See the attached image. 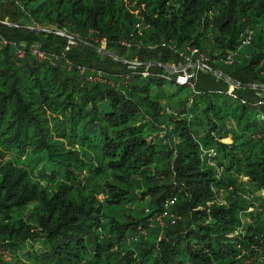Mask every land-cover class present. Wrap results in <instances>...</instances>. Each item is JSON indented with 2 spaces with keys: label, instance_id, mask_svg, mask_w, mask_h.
Here are the masks:
<instances>
[{
  "label": "trees",
  "instance_id": "trees-1",
  "mask_svg": "<svg viewBox=\"0 0 264 264\" xmlns=\"http://www.w3.org/2000/svg\"><path fill=\"white\" fill-rule=\"evenodd\" d=\"M4 14L13 24L28 16L39 27L64 29L82 43L65 57L76 64L125 67L87 44L105 39L119 49L117 41L132 35L144 45L170 41L178 54L196 49L241 85H264V0H0L1 21ZM1 38L40 41L56 55L67 43L0 24V264H264L257 91L227 93L228 83L207 73L208 87L195 82L191 93L158 67L115 90L81 81L61 58L56 67L29 53L18 58ZM131 52L142 62L179 61L166 50ZM227 55L231 65L219 61ZM166 82L177 86L171 95ZM161 99L179 118L161 114ZM167 124L172 132L162 128ZM228 136L230 144L220 141ZM209 151L213 157L201 159ZM94 180L103 182L102 201ZM220 190H229L223 204ZM172 198L175 224L149 221ZM242 215L251 225L237 234Z\"/></svg>",
  "mask_w": 264,
  "mask_h": 264
},
{
  "label": "rangeland",
  "instance_id": "rangeland-1",
  "mask_svg": "<svg viewBox=\"0 0 264 264\" xmlns=\"http://www.w3.org/2000/svg\"><path fill=\"white\" fill-rule=\"evenodd\" d=\"M133 14H134V16L136 18V21L134 22V25H133V29H134V32H135V24L138 21H141L142 27H144V25H143V19L139 15L138 11H135ZM10 19H11V17H10L9 14H4V19H3V21L0 20V22L5 23V24H11V25H14L16 27H10V26L4 25V24H1V25L5 26V27H9V28H18V29L23 30V31L27 30V29H24V28L43 29V30H47V31L48 30H56L58 32V34H52V35H57V36H61V37L65 38L67 40V43H66V45H65V47L63 49V52L61 54H59V55L58 54L56 55L53 52L52 53H46L41 48V42L40 41H33V42L27 44V42H25V41L8 42V41L4 40L3 38H1V44L3 46H5V45H9L11 47L15 46V48L17 49L16 52H15V55L18 58H22V56L25 55V53H29L32 57H34V59L37 61V63L44 62V61H47V62L49 61L50 65L53 66V67L57 66V62L61 58V59L64 60V65L66 66L67 70H71V71L74 70L75 73L80 76L81 81L84 80V82L86 81L85 77H84V75H81L80 72H79L82 69L85 70L86 75H88L90 73L101 72L106 77V79L103 82L97 81V82L93 83V82L86 81L85 83L107 85L111 89H115V90L116 89L118 90L120 88H121V90L127 89V87H126L127 83L129 82L130 78L135 73H138L143 78H147V77L153 75L152 72L149 70L150 68L155 67V66L151 65L152 63L161 64V65L170 67L171 69L182 68V71H180V72H168V71L164 70V71L168 72L169 74H171V78L176 84H177L176 78L182 72H186L187 74L194 73V76H193V78L191 80L192 81V83H191L192 86L188 85L191 93H193V91H194L195 82H197L199 87H203V88L204 87H208L206 85V80L207 79L204 77V74L208 73V74L214 75L217 78H220V77H218L217 75L211 73L208 70V69H211V70H214V69H212L210 67V64L207 62L208 59L205 56H203L202 54H199V53L198 54L194 53L193 55H191L190 52L192 50H196V49H191V50L188 49L187 53L180 52L178 54L176 52L175 45L173 43H171L170 41H167V42L161 41L160 43H156V44H149V45L145 44L144 45L143 43H140L142 41L135 40V41H132V43H131V45L129 47H127V46L122 45L121 44V40H119V41H117V45H119L120 48L122 47V48L125 49V50L123 49V52H121V51H119L120 48L119 49L118 48H114V47L108 48V45L106 44V40L102 39V40H100L98 42V46L99 47H96V48H100V49L108 52L109 54L117 57L118 59L122 60V61H118V60H116V59H114L112 57H109L110 59H112L115 62H118V63L124 65L125 67H122V66L117 65V64L112 63V62H105L103 64H96L93 67H90L88 65H83V64L82 65L76 64V63H73L70 59H67L65 57H66V54L70 53V47L75 46L76 44H82V43L77 42L76 40H74L75 37H73L71 35L68 36V37L62 36L61 32H66L64 29H57L55 27H49V26L48 27H44V28L39 27L36 24H34V21L28 16H23L20 19H18L19 20L17 22L18 24L11 23ZM19 23H21V24H19ZM30 31H32V30H30ZM34 32H36V31H34ZM36 33H41V32H36ZM43 34H49V33H43ZM129 39L131 40L133 38H131V36H129ZM163 43L166 44L165 47L162 46ZM91 46L95 47L94 45H91ZM171 47H175V50L173 48H171ZM90 48H92V47H90ZM132 50H136V51H141V50L156 51V50H158L159 52L163 51V50H166V51H168L170 54H172L174 56L177 55L176 58L178 57L179 61L176 62V60H174L173 58L170 57V59H168L165 63H159V62H157L155 60H148V59L146 61L142 62V61H140L138 55L132 56L133 55L132 52H131ZM101 55H103V54H101ZM188 55H190L191 62H186L185 61V57L188 56ZM103 56H105V55H103ZM229 56H230V58H228ZM231 56L232 55H227L223 60L219 59V61H221V63L223 65H231L232 62H233L232 59H231ZM106 57H108V56H106ZM201 57L205 58L206 61L197 63L196 61H199L201 59ZM195 63H196V65H195ZM200 63L201 64L204 63L203 65L207 69L200 67L199 66ZM215 67L220 69L221 65L217 64V65H215ZM144 73H147V75H145ZM220 79H222V78H220ZM250 85H260V84H250ZM262 86H264V85L262 84ZM236 87L237 86H233L230 83H228L227 93H231V91L234 90V88H236ZM176 89H177V86L175 84H170L169 82H166V84L164 86V92L167 95H171L172 92H174ZM253 90L257 91L256 92L257 100L254 103V106L260 113H262V117L264 118V90L263 89H254V88H253ZM184 97H185V95L181 96L180 98L183 99ZM165 100L166 99H161L160 103H159L160 106H161V110H162L161 114L165 115V116H172V118H179V115H177L175 113V110H173V109H171V107H169L168 101H165ZM259 102H261V103L259 104ZM188 107H190V103L187 106V108ZM182 117H186V116H182ZM227 125L232 127L234 124H232L230 122V123H227ZM162 128H164V131H167V132H172L173 131V126L172 125H168L167 124L165 126H162ZM161 137H162V135H161ZM176 141H177V139H176ZM220 141L222 143H224V144H230L231 143V139H230L229 136L227 138H224V139L220 140ZM204 154L207 157H208V155H210L209 157H213L212 156L213 154L211 155V151H209V152L201 153V159H205L202 156ZM240 180L241 181H245L246 178L241 176ZM90 185H91V187H94V189H95V193L97 194L96 198L99 201H102L103 198H104L103 194H102V185H103L102 180H94L93 182H91ZM228 192H229V190H227V191H225V190L217 191L216 192V201L218 203H220V204L225 203L226 198L228 196ZM256 195H258V196H260V197H262L264 199V193L263 192L260 191ZM249 211L251 212V214H254V209L253 208H250ZM149 221H152V222L154 221L158 226H160V228H164V226H165V221L164 220H163L164 225L161 223L160 214L155 216V217H153V218H150ZM241 221H242V227L237 229V231L235 232L237 234H244L247 231V227L251 225L250 219L248 218V216L242 215ZM137 229H138V231L141 234L144 235V231L142 230L141 227H138ZM161 232H162V229H161ZM29 248L30 247H27V249H29ZM35 248L38 249V248H40V246L38 244H35ZM257 250L258 249L254 248V251H257ZM241 255H246V252L242 250L241 251ZM3 256H4V260L5 261H9L10 258H11L10 254L7 253L6 251H3ZM251 260L252 259L245 260V261L242 262V264H249Z\"/></svg>",
  "mask_w": 264,
  "mask_h": 264
},
{
  "label": "built area",
  "instance_id": "built-area-1",
  "mask_svg": "<svg viewBox=\"0 0 264 264\" xmlns=\"http://www.w3.org/2000/svg\"><path fill=\"white\" fill-rule=\"evenodd\" d=\"M139 19H140V18H139ZM144 28H145V27H142V23H141V21H138V22L135 24V32H134V33H135V36H136V37H141ZM130 36H131V38H133V39L135 38V37L132 36V35H130ZM133 39H131V40H130V39L121 40V44L124 45V46L129 47V46L131 45L132 41H134ZM249 40H250V37L248 36V37L245 39V41H243L242 44H246V43H248ZM139 41H141V40H139ZM140 43H142V42H140ZM162 46L165 47L166 44L163 43ZM171 48H173V49L175 50V47H171ZM190 53H191V55H193L194 53H195V54H196V53L198 54L197 50H192ZM228 58H230V56H229ZM185 61H186V62H191L190 55H188V56L185 57ZM204 61H206V59L201 57V59H200L199 61H196V62L199 63V62H204ZM202 64H204V63H202ZM195 65H196V63H195ZM79 72H80L81 75H84L85 80H86V81H89V82H93V83H94V82H97V81H99V82H103V81L106 79V77L104 76V74L101 73V72L90 73V74H88V75H86L84 69H82V70L79 71ZM144 74L147 75V73H144ZM193 76H194V73H189V74H187L186 72H182V73L176 78V82H177V84H179V85H190V86H192V85H191V83H192L191 80H192ZM260 103H261V102H259V104H260ZM174 201H175V198L169 199V200L166 201V202L164 203V205H163L162 211L160 212L161 223H162L163 225H164L163 220H164V221H168L170 225H174L175 222H176L177 217H175V216L170 212V207L173 205Z\"/></svg>",
  "mask_w": 264,
  "mask_h": 264
},
{
  "label": "water",
  "instance_id": "water-1",
  "mask_svg": "<svg viewBox=\"0 0 264 264\" xmlns=\"http://www.w3.org/2000/svg\"><path fill=\"white\" fill-rule=\"evenodd\" d=\"M0 24H4V25H7V26H10V27H16L14 25H11V24H5V23H2L0 22ZM22 28V27H21ZM24 29H27V30H32V31H36V32H41V33H49V34H58V32L56 30H43V29H34V28H24ZM62 36L64 37H68L70 36L69 34H67L66 32H61ZM74 40H76L77 42H80L78 39L74 38ZM88 46L92 47L95 51H97L98 53L100 54H103L105 56H108V57H112L118 61H122L120 59H118L117 57L109 54L108 52L100 49V48H96V47H93L91 45L88 44ZM152 66H155V67H158V68H161L163 70H166L168 72H180L182 71V68H177V69H171L170 67H167V66H164V65H161V64H156V63H152L151 64ZM200 67L202 68H205L207 69L203 64H199ZM211 73L217 75L218 77L222 78L224 81L230 83L231 85L233 86H237V87H240V86H244V87H247V88H254V89H263L264 90V86L262 85H241L240 83H238L237 81L231 79L229 76L223 74L222 72L220 71H217V70H211V69H208Z\"/></svg>",
  "mask_w": 264,
  "mask_h": 264
}]
</instances>
